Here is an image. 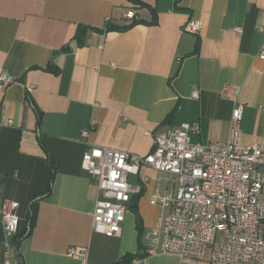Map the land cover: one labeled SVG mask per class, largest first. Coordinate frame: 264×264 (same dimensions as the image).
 <instances>
[{
    "label": "crops",
    "instance_id": "1",
    "mask_svg": "<svg viewBox=\"0 0 264 264\" xmlns=\"http://www.w3.org/2000/svg\"><path fill=\"white\" fill-rule=\"evenodd\" d=\"M190 19L201 22L198 34L183 30ZM262 25L264 0H0V71L15 79L0 91V207L19 202L22 264L144 255V233L163 211L152 194L176 189V177L141 166L129 175L141 192L122 234L97 232L99 189L82 166L92 146L146 155L158 133L187 122L201 127L193 141H224L234 104L223 89L234 84L242 141L264 149ZM5 242L0 213V264ZM72 245L87 246V260L69 256ZM147 262L186 264L170 253Z\"/></svg>",
    "mask_w": 264,
    "mask_h": 264
},
{
    "label": "built area",
    "instance_id": "2",
    "mask_svg": "<svg viewBox=\"0 0 264 264\" xmlns=\"http://www.w3.org/2000/svg\"><path fill=\"white\" fill-rule=\"evenodd\" d=\"M126 17L137 19V14L128 10ZM201 26L199 20L190 19L183 30L198 34ZM260 31L264 33V25ZM259 57L264 59V43ZM14 81L12 75L0 71V91ZM240 91L234 84L223 89V96L234 104L224 141H193L192 135L200 134L201 127L198 122H187L158 133L146 155L107 146H92L84 152L82 166L99 189L93 228L108 236L122 234L128 203L141 192L139 185L129 181L131 173L147 165L176 177V189L153 192L151 203L163 211L156 226L144 233V255L131 264H148V257L159 253L175 254L186 264H264V149L242 141L245 105L239 99ZM193 95H198L197 89ZM18 208L19 202L13 200L0 207L5 264H22L15 241ZM88 253L87 246L68 249L69 256L82 260H87Z\"/></svg>",
    "mask_w": 264,
    "mask_h": 264
},
{
    "label": "trees",
    "instance_id": "3",
    "mask_svg": "<svg viewBox=\"0 0 264 264\" xmlns=\"http://www.w3.org/2000/svg\"><path fill=\"white\" fill-rule=\"evenodd\" d=\"M134 23H132L131 25H133ZM140 255H132L131 253L126 254L125 256H123L120 260L112 263V264H131L132 260Z\"/></svg>",
    "mask_w": 264,
    "mask_h": 264
}]
</instances>
